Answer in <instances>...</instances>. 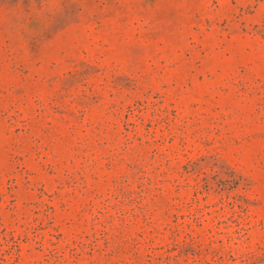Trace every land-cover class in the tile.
<instances>
[{
    "label": "rangeland",
    "instance_id": "rangeland-1",
    "mask_svg": "<svg viewBox=\"0 0 264 264\" xmlns=\"http://www.w3.org/2000/svg\"><path fill=\"white\" fill-rule=\"evenodd\" d=\"M0 264H264V0H0Z\"/></svg>",
    "mask_w": 264,
    "mask_h": 264
}]
</instances>
